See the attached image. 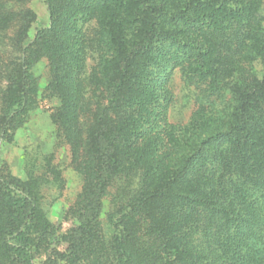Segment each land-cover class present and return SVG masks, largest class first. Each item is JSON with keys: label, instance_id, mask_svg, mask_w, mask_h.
Returning <instances> with one entry per match:
<instances>
[{"label": "trees", "instance_id": "trees-1", "mask_svg": "<svg viewBox=\"0 0 264 264\" xmlns=\"http://www.w3.org/2000/svg\"><path fill=\"white\" fill-rule=\"evenodd\" d=\"M29 1L0 0V147L44 60L81 186L62 228L43 206L53 155L1 160L0 264H264V0H43L41 25ZM175 69L199 101L183 124Z\"/></svg>", "mask_w": 264, "mask_h": 264}, {"label": "rangeland", "instance_id": "rangeland-1", "mask_svg": "<svg viewBox=\"0 0 264 264\" xmlns=\"http://www.w3.org/2000/svg\"><path fill=\"white\" fill-rule=\"evenodd\" d=\"M28 5L37 15L34 25L45 24L47 15L43 0H31ZM262 13L264 14V4ZM95 30V20H90L84 25L88 41L94 37ZM32 33L33 28L30 31V36ZM88 45L85 74L89 73L97 61V50L94 44L89 43ZM34 70L39 77L40 85L37 104L29 112L23 125L15 132L14 139L1 144L0 161H6L13 173L23 174L25 159H34L40 163L45 154L53 155V171L60 170L63 187L56 188L45 184L42 191L43 206L52 223H61L62 228H66L67 210L80 190L81 177L71 164L69 147L57 136L54 118L59 101L48 96L44 90L47 74L45 61L37 63ZM168 86L172 91V101L167 111V119L174 124L186 123L199 104L197 90L194 86L185 83L178 69L171 73Z\"/></svg>", "mask_w": 264, "mask_h": 264}]
</instances>
